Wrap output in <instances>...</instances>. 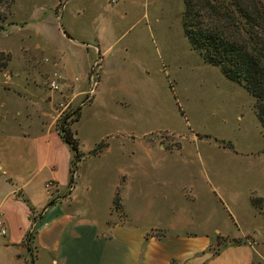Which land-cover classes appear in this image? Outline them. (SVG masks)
Returning a JSON list of instances; mask_svg holds the SVG:
<instances>
[{
  "label": "rangeland",
  "instance_id": "obj_1",
  "mask_svg": "<svg viewBox=\"0 0 264 264\" xmlns=\"http://www.w3.org/2000/svg\"><path fill=\"white\" fill-rule=\"evenodd\" d=\"M183 10V0H0V53L10 56L0 55V264H32L33 227L19 244L20 190L44 182L54 200L77 184L80 210L101 220L118 184L108 218L119 221L126 180L143 221L175 223L182 238L196 231L213 253L251 242L264 256L255 98L191 47Z\"/></svg>",
  "mask_w": 264,
  "mask_h": 264
},
{
  "label": "crops",
  "instance_id": "obj_2",
  "mask_svg": "<svg viewBox=\"0 0 264 264\" xmlns=\"http://www.w3.org/2000/svg\"><path fill=\"white\" fill-rule=\"evenodd\" d=\"M7 180L11 181V178ZM130 185L132 183L124 181L122 201L125 212L123 218H117L119 221L108 218L118 184L110 192V203L103 220L80 210L76 203L77 184L51 205H48L52 198L46 191V182L39 192L21 189L27 205L24 204L26 226L19 244L33 227L30 240L34 250L32 264H254L256 257H264L251 242H227L213 253L211 239L198 236L196 231L182 238L175 223L169 227L143 221L141 211L134 213L137 203L134 207L127 205L129 195L132 198L133 194ZM135 195L140 198L143 191H137ZM155 227L162 233H152ZM6 244L14 242L10 240Z\"/></svg>",
  "mask_w": 264,
  "mask_h": 264
},
{
  "label": "trees",
  "instance_id": "obj_3",
  "mask_svg": "<svg viewBox=\"0 0 264 264\" xmlns=\"http://www.w3.org/2000/svg\"><path fill=\"white\" fill-rule=\"evenodd\" d=\"M183 3L182 29L189 44L206 62L218 67L226 78L240 84L255 98V113L264 127V3L261 0H183ZM0 55L10 59L8 54ZM80 110L79 106L74 111L76 120ZM61 127L59 134L73 152L72 163L77 164L83 156L78 139L64 122ZM75 170L70 169V188L74 186ZM54 201L51 199L48 205Z\"/></svg>",
  "mask_w": 264,
  "mask_h": 264
},
{
  "label": "built area",
  "instance_id": "obj_4",
  "mask_svg": "<svg viewBox=\"0 0 264 264\" xmlns=\"http://www.w3.org/2000/svg\"><path fill=\"white\" fill-rule=\"evenodd\" d=\"M52 86H53L54 88L57 87L55 84H52ZM1 233H4V230H2Z\"/></svg>",
  "mask_w": 264,
  "mask_h": 264
},
{
  "label": "water",
  "instance_id": "obj_5",
  "mask_svg": "<svg viewBox=\"0 0 264 264\" xmlns=\"http://www.w3.org/2000/svg\"><path fill=\"white\" fill-rule=\"evenodd\" d=\"M64 122V121H63ZM63 124V123H62ZM61 131H62V127H61V129H60Z\"/></svg>",
  "mask_w": 264,
  "mask_h": 264
}]
</instances>
